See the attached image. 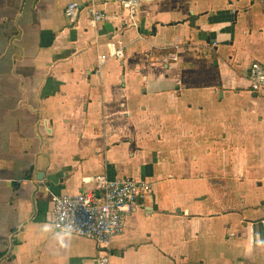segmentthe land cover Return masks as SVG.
Wrapping results in <instances>:
<instances>
[{"label":"crops","instance_id":"crops-1","mask_svg":"<svg viewBox=\"0 0 264 264\" xmlns=\"http://www.w3.org/2000/svg\"><path fill=\"white\" fill-rule=\"evenodd\" d=\"M127 17L119 0H0V264H98V243L54 228L53 199L99 174L152 184L111 264H264V90L248 79L264 5L141 0ZM111 41L125 56L97 72Z\"/></svg>","mask_w":264,"mask_h":264},{"label":"built area","instance_id":"built-area-1","mask_svg":"<svg viewBox=\"0 0 264 264\" xmlns=\"http://www.w3.org/2000/svg\"><path fill=\"white\" fill-rule=\"evenodd\" d=\"M126 10L124 28L140 23L139 10L141 0H119ZM264 5V0H258ZM84 6L72 2L65 9L68 21L76 20ZM89 15L88 28H96L106 20V14L95 5L87 6ZM217 42H213L208 50H213ZM125 50L120 43L111 41L106 53L101 54L95 71L101 72L109 59H123ZM170 59H176L171 54ZM169 59V60H170ZM253 91L264 90V66L254 62L248 73ZM94 188L78 194H63L54 197V228L59 231L75 234L95 241L104 250L98 264H111V245L116 236L122 234L125 216L136 211L141 202L148 200L152 184L146 180L133 178H114L99 174L94 178Z\"/></svg>","mask_w":264,"mask_h":264},{"label":"water","instance_id":"water-1","mask_svg":"<svg viewBox=\"0 0 264 264\" xmlns=\"http://www.w3.org/2000/svg\"><path fill=\"white\" fill-rule=\"evenodd\" d=\"M42 177H43V173H42V172H40V173L38 174V177H37V179H38V180H42Z\"/></svg>","mask_w":264,"mask_h":264},{"label":"rangeland","instance_id":"rangeland-1","mask_svg":"<svg viewBox=\"0 0 264 264\" xmlns=\"http://www.w3.org/2000/svg\"><path fill=\"white\" fill-rule=\"evenodd\" d=\"M228 152H230L229 150H228ZM231 152H236V148H234V149H232V151ZM121 179V178H120Z\"/></svg>","mask_w":264,"mask_h":264}]
</instances>
